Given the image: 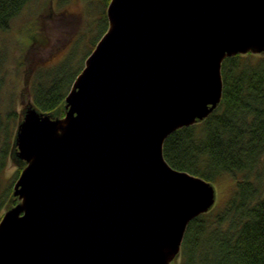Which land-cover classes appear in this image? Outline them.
<instances>
[{"label": "water", "instance_id": "95a60500", "mask_svg": "<svg viewBox=\"0 0 264 264\" xmlns=\"http://www.w3.org/2000/svg\"><path fill=\"white\" fill-rule=\"evenodd\" d=\"M107 17L65 115L22 113L27 165L0 220V264H171L215 203L214 184L163 147L218 107L225 58L264 52V0H111Z\"/></svg>", "mask_w": 264, "mask_h": 264}, {"label": "trees", "instance_id": "16d2710c", "mask_svg": "<svg viewBox=\"0 0 264 264\" xmlns=\"http://www.w3.org/2000/svg\"><path fill=\"white\" fill-rule=\"evenodd\" d=\"M34 1L39 0H0V33ZM93 1L102 5L99 33L92 42L96 47L109 26L111 0ZM67 60L68 65L55 70L42 65L34 70L30 93L39 110L55 113L64 103L81 68L73 62L74 54ZM221 73L218 107L204 120L171 133L163 147L173 168L215 184L231 182L217 206L189 223L179 264H264V54L229 56ZM18 113L14 97L7 106L0 102V220L21 172L7 175Z\"/></svg>", "mask_w": 264, "mask_h": 264}, {"label": "rangeland", "instance_id": "374dc122", "mask_svg": "<svg viewBox=\"0 0 264 264\" xmlns=\"http://www.w3.org/2000/svg\"><path fill=\"white\" fill-rule=\"evenodd\" d=\"M101 7L100 3L93 0L34 1L14 19L9 30L0 33V83L4 78L0 87V102L7 106L14 97L20 114L14 125V139L22 113L34 104L30 93V79L34 70L41 65L53 70L58 65H68L67 59L74 54L73 62L81 65L79 75L86 65V58L92 53L89 51L90 46L95 47L92 42H96L95 38L99 33ZM65 103L66 98L55 111L56 115H65ZM14 139L7 175L16 174L27 165L15 154L18 146L14 144ZM213 184L216 188V200L211 209L217 206L231 189L228 179ZM14 185L10 200L3 208L2 217L8 209L21 202V199L14 195ZM179 260L180 254L171 264H179Z\"/></svg>", "mask_w": 264, "mask_h": 264}]
</instances>
